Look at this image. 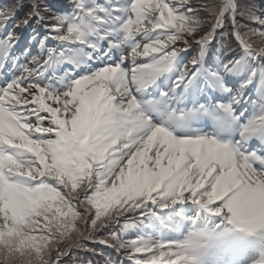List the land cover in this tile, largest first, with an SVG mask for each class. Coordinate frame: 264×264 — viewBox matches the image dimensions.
<instances>
[{"label":"snow or ice","instance_id":"snow-or-ice-1","mask_svg":"<svg viewBox=\"0 0 264 264\" xmlns=\"http://www.w3.org/2000/svg\"><path fill=\"white\" fill-rule=\"evenodd\" d=\"M27 4L0 6V264H264V4Z\"/></svg>","mask_w":264,"mask_h":264},{"label":"trees","instance_id":"trees-1","mask_svg":"<svg viewBox=\"0 0 264 264\" xmlns=\"http://www.w3.org/2000/svg\"><path fill=\"white\" fill-rule=\"evenodd\" d=\"M13 0H2L1 4L2 5H8L10 3H12ZM46 2H55V4L59 5L60 4V0H46ZM251 2H254L258 5L260 4H264L263 0H251ZM60 7L62 9H65V7L63 5H60ZM30 29V28H29ZM135 235L134 234H129V236L126 237V239H135ZM85 244H87L89 247H96L97 251H103L106 255L109 256V258L113 259V260H118L121 259V257H119L113 250L106 248L103 245H93L90 241H85ZM95 259H101L100 257H96Z\"/></svg>","mask_w":264,"mask_h":264},{"label":"rangeland","instance_id":"rangeland-1","mask_svg":"<svg viewBox=\"0 0 264 264\" xmlns=\"http://www.w3.org/2000/svg\"><path fill=\"white\" fill-rule=\"evenodd\" d=\"M53 11H55V10H53ZM168 130L171 131L173 135H177L178 134V132L176 130H173L172 128H169Z\"/></svg>","mask_w":264,"mask_h":264}]
</instances>
